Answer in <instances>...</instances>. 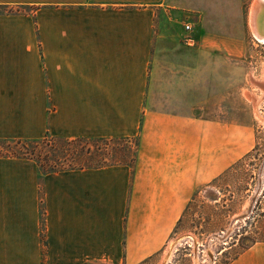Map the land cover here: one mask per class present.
I'll list each match as a JSON object with an SVG mask.
<instances>
[{
	"label": "crops",
	"instance_id": "0c3cea01",
	"mask_svg": "<svg viewBox=\"0 0 264 264\" xmlns=\"http://www.w3.org/2000/svg\"><path fill=\"white\" fill-rule=\"evenodd\" d=\"M203 3L0 0V139L144 132L158 14ZM167 171L159 189L129 164L41 172L30 158L0 155V264L145 261L180 215ZM227 264H264V242Z\"/></svg>",
	"mask_w": 264,
	"mask_h": 264
},
{
	"label": "rangeland",
	"instance_id": "374dc122",
	"mask_svg": "<svg viewBox=\"0 0 264 264\" xmlns=\"http://www.w3.org/2000/svg\"><path fill=\"white\" fill-rule=\"evenodd\" d=\"M199 1L158 14L163 36L144 132L74 143L0 139V154L30 158L41 172L79 164L62 157V146H90L87 164L125 160L159 189L171 167L179 219L162 249L139 264H161L178 236L165 264H225L264 238V43L249 22L254 0Z\"/></svg>",
	"mask_w": 264,
	"mask_h": 264
},
{
	"label": "trees",
	"instance_id": "16d2710c",
	"mask_svg": "<svg viewBox=\"0 0 264 264\" xmlns=\"http://www.w3.org/2000/svg\"><path fill=\"white\" fill-rule=\"evenodd\" d=\"M46 136H50V135L46 134L43 137H46ZM50 137H54V136H50ZM54 138H60V137H54ZM113 138H115V137H113ZM39 139L40 138H36V139H32V140L37 141ZM64 139H66V138H64ZM76 139H88V140L91 139V140H95V141H102V140H106L109 138L108 137H97V138L78 137V138H73V139H66L65 142L66 143H74V140H76ZM17 140H21V139H17ZM50 147H53V146L51 145ZM57 150L59 153H61L62 157H64L65 160H67L66 156L68 155L69 157H71L70 159L68 157V159L71 160V163H79V164L78 165H68V166H53V167H50L49 169L44 170L43 172L57 171V170H63V169H67V168H77V167H100V166H106V165H111V164H128L127 161H125V160H119V161L114 160L111 162H103V163L101 162L98 164H87L88 160L91 158L90 156L86 155L88 153H91L90 146H82L78 149H77V147L71 148L69 146H62L61 148H58ZM99 151H100V149H99ZM0 155H3V154H0ZM13 156H16V155H13ZM102 158L105 159L106 157H102ZM261 241L264 242V238ZM249 246L250 245L244 247L233 258H231V260L235 259L240 253H242ZM230 261H228V262H230ZM228 262H226L225 264H227Z\"/></svg>",
	"mask_w": 264,
	"mask_h": 264
},
{
	"label": "bare ground",
	"instance_id": "6f19581e",
	"mask_svg": "<svg viewBox=\"0 0 264 264\" xmlns=\"http://www.w3.org/2000/svg\"><path fill=\"white\" fill-rule=\"evenodd\" d=\"M250 22L252 27V32L255 36V38L261 42L264 43V0H254L251 12H250ZM262 120L264 121V117L261 116ZM182 236H178L176 238H173L169 244L165 247V250L163 252L162 261L161 264H165L172 247L177 243V241Z\"/></svg>",
	"mask_w": 264,
	"mask_h": 264
},
{
	"label": "built area",
	"instance_id": "2783aa9c",
	"mask_svg": "<svg viewBox=\"0 0 264 264\" xmlns=\"http://www.w3.org/2000/svg\"><path fill=\"white\" fill-rule=\"evenodd\" d=\"M185 27L187 28V29H189L190 28V26L187 24V25H185Z\"/></svg>",
	"mask_w": 264,
	"mask_h": 264
},
{
	"label": "flooded vegetation",
	"instance_id": "af4514ba",
	"mask_svg": "<svg viewBox=\"0 0 264 264\" xmlns=\"http://www.w3.org/2000/svg\"><path fill=\"white\" fill-rule=\"evenodd\" d=\"M253 3V2H252ZM251 6H252V4H251ZM250 10H251V8H250ZM249 19H250V16H249ZM249 22H250V20H249ZM255 37V36H254Z\"/></svg>",
	"mask_w": 264,
	"mask_h": 264
}]
</instances>
